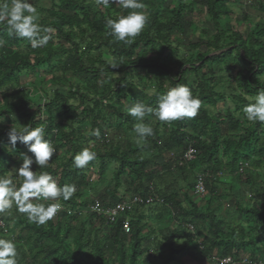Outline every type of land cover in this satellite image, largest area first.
I'll return each instance as SVG.
<instances>
[{
  "label": "trees",
  "instance_id": "trees-1",
  "mask_svg": "<svg viewBox=\"0 0 264 264\" xmlns=\"http://www.w3.org/2000/svg\"><path fill=\"white\" fill-rule=\"evenodd\" d=\"M1 1L10 3V0ZM48 1L50 6L38 11L41 27L54 30L48 34L50 39L46 45L33 48L26 39L9 35L6 21L0 22L1 94L8 86L20 85V77L28 71L34 74L41 70L50 74L58 73V77L52 79L54 85L66 82L67 73L78 80L83 77L79 83L68 85L65 94L53 91L52 99L41 107H35L26 116L24 123V126L31 124L33 128L44 125L46 139L59 148H65L67 152V156L61 160L52 157L47 168L39 169L34 163L36 167L32 165V171L48 172L61 187L66 184L76 186L71 199L60 200L65 211L53 218L55 222L50 220L43 225L23 222V231L33 238V246L37 249L31 257V264H138L148 252L143 248L148 217L143 210L152 206L156 209L152 219L158 220L165 214L175 223L172 233L164 238L165 244L158 245L165 248V252L153 259L158 264H181L180 256L190 252L194 253L197 263L209 262L207 259L215 257L231 258L234 261L245 258L250 262L264 264L262 204H236L234 221L232 218L223 221L217 217L218 208L210 207V200L203 207L195 202L192 193L194 181L182 194H166L155 189L170 170L177 169L183 174L197 166L203 168L199 174L208 173L211 176L205 180L206 191L211 196L216 194L212 186L219 179L216 174L223 171L239 180L243 177L245 180L242 182L250 188L259 185L261 191L264 189V122H248L243 113L244 106L253 102L252 98L264 89V23L253 24L244 33H239L231 25L225 29L224 20L229 21L230 17L227 4L231 0H141L146 5L143 11L147 13L148 21L133 43L124 44L109 35L106 21L127 15L128 10L115 5L104 8L97 5L96 0ZM255 2L256 9L264 13V0ZM197 6L204 8L206 20L212 24L215 34L206 41L199 37L195 43L188 44V50L195 51L200 44L206 49L196 53L193 61L178 60L175 54L181 46V35L187 25L186 17ZM60 40L69 48L64 50L63 46L58 47L54 43ZM80 44H84L82 50ZM23 45L25 49L22 50L20 47ZM105 58L110 60L109 63ZM230 63L239 68L234 79L236 94L230 97L234 109L232 112L226 109L224 115L212 114L209 109H215L225 102V97L215 92L212 70L220 67L226 69ZM111 64L120 66L110 69ZM170 66L176 69L174 78L170 75ZM101 68L104 70L101 71ZM112 70L123 73L115 90H107V83H111V80L105 77L107 82L103 85L100 83L102 89L98 91L97 85L92 82H100L99 71L105 75ZM125 70L132 73H126ZM139 70H145L152 77L145 81ZM133 78L137 83L133 82ZM179 84L191 90L201 101V107L195 118H183L170 123L147 116L145 122L154 118V134L151 137L156 138L160 129L162 134L167 135L166 141L147 140L145 147H122L118 141L108 139V131L100 127V108L102 103H106V109H111L108 115L112 118L107 128L113 135L117 137L123 128L134 132L136 120L128 114L127 109L136 102L155 108L159 96ZM22 88L18 91L20 97L16 102L9 101V97L2 94L0 119L10 117L15 111L21 110L22 106L28 105L27 91ZM120 93H123L127 103L123 111L115 109L114 105L120 101ZM107 94L117 96L115 103L112 98H107ZM73 100L78 101V107L70 104ZM88 100H92L91 106L86 104ZM234 113L239 117H234ZM79 122H87L92 134L91 140L86 141L76 133L74 124ZM9 130L0 126V177L12 179L9 172L13 159L1 142L2 137L8 138ZM90 142L93 143L91 150L96 152V159L89 164H98L99 177L110 168L111 163L116 164L112 172V194L123 180L127 184L126 192L129 191L127 199L153 196L161 199L162 204L137 207L112 224L90 213L77 230L64 223L67 219H77L80 216L79 210L88 205L78 202V192L87 182L82 169L73 167V157L88 148ZM101 147L103 151H97ZM189 147L194 150V154L190 161H185L183 154ZM166 151H177L178 155H174L164 165L146 168L152 159L143 157V152L150 156L153 152L161 155ZM14 152L20 158L32 155L19 142ZM244 165L246 167L239 172V167ZM116 202L119 201L103 204ZM96 222L106 228L103 235H100L99 230L86 231L87 225L97 226ZM124 224L126 231L123 229ZM185 225H192L193 233L188 232ZM200 231L205 234L199 236ZM36 259L39 260L36 262ZM147 261L148 257L142 262L144 264Z\"/></svg>",
  "mask_w": 264,
  "mask_h": 264
},
{
  "label": "rangeland",
  "instance_id": "rangeland-1",
  "mask_svg": "<svg viewBox=\"0 0 264 264\" xmlns=\"http://www.w3.org/2000/svg\"><path fill=\"white\" fill-rule=\"evenodd\" d=\"M29 2L33 3V5L37 8L38 11L47 9L50 6L48 0H29ZM2 3L3 2L0 0V4ZM255 3V0H241L240 3H236L231 0L227 4L230 10V17L229 21L224 20L225 29L229 28L231 25L234 26L239 33H244L245 30L249 27H252L253 24L264 23V13H261L256 9ZM243 17H245L244 21ZM186 21L187 25L183 31V34L181 35V46L177 48L175 56L178 60L185 59L193 61L196 53H202L206 49L204 48L203 44H200L197 50H188V44L195 43L199 37H202V41H206L207 38L212 37L215 34V29L213 28L211 23L207 22L204 8L201 6H197L194 8L193 11H190L186 17ZM54 43H56L58 47L63 46L62 48L64 50L69 48V46L65 44L62 40L57 42L54 41ZM80 45V49L82 50L84 44ZM20 48L22 50L25 49L24 45ZM105 60L108 63L110 61L106 58ZM109 68L112 69L111 67ZM100 70L102 71L104 70V68H101ZM238 70L239 68H237L235 65H232L231 63L226 69L220 67L212 70L214 83L216 86L215 92L222 94L223 97H225V102L223 104L220 103L215 109L208 108L210 113H221L222 115H224L226 109H228L230 112L233 111L234 103L231 102L230 97L233 94H236L234 79L236 77L235 73ZM139 71H141V76L144 78L145 81H147L149 77H152V74L148 75L145 70ZM125 72L132 73V71L130 70H125ZM169 72L171 77L174 78L176 76V69L174 68V66H170ZM98 74L100 77V81H103L105 77L106 79L107 77L110 78L111 83H107V90L109 91H114L117 81L121 79V77H123V73H119L116 70H112L108 73H105V75L107 76L103 75L100 71ZM58 75V73L50 74L45 70H41L37 74L28 71L20 77V85L6 87L5 90H3L2 94L8 96L9 101L16 102L20 97L18 91H20L23 86V88H25V90L27 91L28 105L22 106L21 110L15 111L10 117L0 119V126L7 127L8 129H11L12 127H19V125L24 126V123H26L27 119L26 116L30 114L35 107H41L42 105L49 102L52 99L53 91H57L60 94H65L67 92L68 85H75L79 83L80 80L83 78L81 77V79L78 80L77 78L73 77L70 73H67L65 76L66 82L54 85L52 83V79L53 77H58ZM98 82L93 81L92 84L97 85L98 91H100L102 88L100 82ZM133 82L137 83L135 79L133 80ZM165 86H167L166 83ZM2 94L0 92V103L2 102ZM122 94L123 93H120V95H118L120 101L116 103L115 100H117V96H115L114 94H107V98H112V101L115 103V109L117 108L119 111H123L127 105L126 99L123 98L124 96ZM87 99H91V97H88ZM91 101L92 100H88L86 104L91 106ZM70 104H72L73 107H78L79 105L78 101L76 100L71 101ZM106 105V103H102V107L100 108V115L102 117V121L99 125L101 128L106 129L108 131L107 136L108 139H110L111 141H118L122 145V147L130 145L131 147L140 148L146 146V143H148L147 140L158 142L167 140V135L162 134L163 132L160 129L156 138L149 137L147 138L146 142H142L141 144H138L136 142L135 133L127 131V129L125 128H123L121 132L117 134L116 137V135H113L112 131L107 128L108 125L111 124L112 118H110V116L108 115L111 109H106L108 107ZM121 105H123V107ZM234 117L238 118L239 115L234 113ZM64 122L67 123L66 120ZM136 123L137 121H135V124ZM145 123L153 127L154 118L150 119V122ZM74 129L75 131L77 130L76 133H78L80 137L84 138V140L89 141L92 139V134L89 132V125L87 124V122H79L74 124ZM1 142L5 147L6 151L11 155L13 159V162L10 163L11 167L9 176L12 177L13 182L16 183L17 186H19V184L22 182L21 178L15 175L13 171L14 169H18L21 166L23 162L22 158H20L14 152V149L11 148L10 144L8 143L7 137H2ZM22 146L24 145L22 144ZM53 146L56 148V154L53 157L61 160L67 156L65 148H59V146H56V144H53ZM87 147L91 149L93 147V143H88ZM97 151L101 152L103 151V148H97ZM174 155H178V152L166 151L163 152L161 155L156 152H153L150 154V156H148L146 152L142 153L143 157H150L149 159H152L150 160V163L146 166V168H155V166L158 167L164 165L169 159H172ZM33 166L36 167L35 164H33ZM114 167H116V164L111 163L110 168L103 174L102 177H99L98 175V164L96 162L94 164H88L85 168H83L82 171L85 174L87 183L86 186L78 192V202L86 203L88 205H90L94 201L99 202L101 204L105 202H112L113 199L107 198V200L102 199L100 197L105 190H107V192L112 191V172L114 170ZM202 169L203 168L201 166H197L195 169L187 170L183 174L177 169H172L170 170L169 174H165L166 176L164 177V179L161 180V184L160 182L159 184L156 183L157 188L155 189L156 191H163L166 194H169L171 192H179L180 194H182L184 193L187 187L189 188L190 186H192L195 176L198 175L199 172L202 171ZM218 178L219 179L215 180L212 183V186L216 189V194L211 196L206 191V195L203 197L194 196L193 198L195 199L196 203L203 207L204 203L207 200H210V207L218 208L217 217L223 221H230L231 218L232 221H234L236 204L244 206L251 205L252 203L256 202L262 204L261 209L264 210V189L261 191L259 185L254 188H250L247 184H244L242 182L243 180H245L243 177L241 180H239L238 177L231 176L225 171H223V173H221ZM131 180H134V178H131ZM120 184L121 186L119 188H124L122 190L123 194L129 197V191L128 193L126 192L127 184L123 180H121ZM51 202L52 201H48L44 203L47 204ZM182 204L185 205L184 203ZM86 210V208H81L78 212L80 216L77 219H67L64 221V223L66 222L70 224L75 230L79 229L80 225L83 224L85 217H87L86 215L89 214L88 212H86ZM155 210L156 209L153 206L151 208H146L143 210L145 216L149 217L146 218L147 223L143 237V248L147 249L148 252H146L142 256L138 264H143L142 261H144L146 257L149 258V261L144 264H158L156 261L153 260L154 257H156L161 252H165V248H161L158 245L164 243V238L171 234L175 227L174 220L170 216H167L165 214L161 215L160 219L158 220L154 218L152 219ZM26 221L30 222L27 219L26 215L20 213L15 207H13V209H11L8 214L0 215V222L4 227L3 229L0 228L3 231H0V238L11 239L16 244L18 253L17 264H31V257L37 252V249L33 246V238L23 231V222L25 223ZM52 221L55 222V219H52ZM97 224V226L85 225L86 231L93 232L94 230H99L100 235H103L106 232V228L104 227V225H99V223ZM202 234H205V232L200 231L198 233L199 236H201ZM247 255L248 254L244 256ZM38 260L39 259H36V262ZM179 262L181 264H212L210 262L197 263L194 260V253L192 252H190L186 256H180ZM49 264L56 263L49 262Z\"/></svg>",
  "mask_w": 264,
  "mask_h": 264
},
{
  "label": "clouds",
  "instance_id": "clouds-1",
  "mask_svg": "<svg viewBox=\"0 0 264 264\" xmlns=\"http://www.w3.org/2000/svg\"><path fill=\"white\" fill-rule=\"evenodd\" d=\"M96 4L104 8L111 5L128 10L127 15L116 19H108L106 26L109 35L117 42L131 44L141 34L147 21L146 5L141 0H96ZM39 13L29 0H10L0 4V22L6 21L9 35L26 39L33 48L46 45L50 39V27H41L38 23ZM120 65L111 64L112 69ZM106 80L100 81L101 85ZM253 102L243 108L246 119L250 122H264V89L252 98ZM201 101L191 90L179 84L170 88L158 98L157 107L153 108L143 102H136L127 109L128 114L137 123L133 131L138 144L146 142L153 136V128L144 122L149 115L161 122H173L183 118L193 119L198 115ZM98 135V132L96 133ZM8 143L15 149L17 143L25 145L32 155H23L22 164L14 169L15 175L21 178L17 186L12 179L0 177V215L8 214L13 207L25 214L27 219L37 225L46 224L61 210L60 200L71 199L76 192L74 184L59 186L57 180L48 172H33L31 166L35 163L39 169L47 168L50 160L56 154L52 142L46 139L45 126L12 127L8 132ZM96 159V152L84 148L73 157V167L85 168L90 161ZM52 201L51 203H44ZM17 248L11 239L0 238V264H17Z\"/></svg>",
  "mask_w": 264,
  "mask_h": 264
},
{
  "label": "built area",
  "instance_id": "built-area-1",
  "mask_svg": "<svg viewBox=\"0 0 264 264\" xmlns=\"http://www.w3.org/2000/svg\"><path fill=\"white\" fill-rule=\"evenodd\" d=\"M194 154V150L189 147L186 152L183 154V159L185 161H190L192 156ZM246 165L239 167V172L245 168ZM221 173H217L216 176L219 177ZM211 176L208 173H200L196 175L194 179V185L192 189V193L194 196L197 197H203L206 195V188H205V180L210 179ZM154 204L161 205L162 200L153 197V196H148L146 198H142L139 196H135L126 200H122L110 205H104L99 202L94 201L91 205H89L86 209V212L93 214L97 217H100L104 219L106 222L109 224L114 223L119 217L132 212L135 208L141 207V206H151ZM62 211H65V208H61V210L56 214V216L61 213ZM67 213H70V211L66 210ZM55 216V217H56ZM185 229L193 233L194 229L192 225H185ZM0 228L3 229V225L0 222ZM124 231H126V224L123 226ZM207 261L211 263H217V264H263L262 262H250L247 259H241L239 261H234L231 258H224V259H218L215 257H212L210 259H207Z\"/></svg>",
  "mask_w": 264,
  "mask_h": 264
},
{
  "label": "crops",
  "instance_id": "crops-1",
  "mask_svg": "<svg viewBox=\"0 0 264 264\" xmlns=\"http://www.w3.org/2000/svg\"><path fill=\"white\" fill-rule=\"evenodd\" d=\"M120 190V193H119V190ZM117 190H116V192L115 193H113L112 194V192L110 191V193H111V196H109V192H107V190H105L103 193H102V195H101V197L100 198H102V199H113V201L112 202H115V201H120V200H126L128 197L127 196H125V194H123V187H121V188H118ZM118 193V194H117ZM114 196V197H113ZM107 199V200H108Z\"/></svg>",
  "mask_w": 264,
  "mask_h": 264
}]
</instances>
